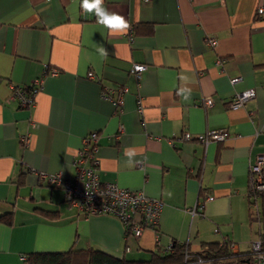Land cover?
Here are the masks:
<instances>
[{"label":"crops","instance_id":"obj_1","mask_svg":"<svg viewBox=\"0 0 264 264\" xmlns=\"http://www.w3.org/2000/svg\"><path fill=\"white\" fill-rule=\"evenodd\" d=\"M103 6L126 19L125 34L98 23L80 0H0V264L71 248L148 259L174 241L190 253L209 241L250 250L264 236V193L253 201L249 191L251 163L264 154V14L257 11L264 0H103ZM207 36L218 44L208 45ZM133 63L146 65L140 78ZM41 76L35 106L10 98L13 85L28 89ZM121 86L128 92L117 114L103 92ZM252 88L253 98L231 107L236 93ZM205 97L213 104L206 106ZM215 129L229 137L207 144L181 138ZM91 131L99 135L103 182L163 200L159 243L151 229L134 237L113 214L86 216L68 205L60 186L40 177L74 178L77 152ZM125 149L137 152L131 163ZM208 193L214 198L193 214Z\"/></svg>","mask_w":264,"mask_h":264},{"label":"built area","instance_id":"obj_2","mask_svg":"<svg viewBox=\"0 0 264 264\" xmlns=\"http://www.w3.org/2000/svg\"><path fill=\"white\" fill-rule=\"evenodd\" d=\"M258 13L264 14V6H259ZM128 40H134V28L131 27L128 33ZM206 43L210 46H216L218 39L213 36H207ZM146 69L143 63H133L131 71L141 77L142 72ZM53 73L56 72L54 69ZM89 77L94 78L92 72ZM239 78L232 79V82L238 81ZM44 84V76L36 78L28 89L12 86L11 99L17 98L23 107H33L36 105V96ZM128 92L127 86L121 87H105L104 96L109 99L116 107V113L120 114L123 111L125 103V95ZM256 95L255 89H248L235 94L231 101V107L238 108L244 105L246 101ZM138 102L140 104V112H143L141 106V97ZM212 97H205L204 104L206 106L213 104ZM32 128L37 127L35 121H31ZM123 125L120 127L122 131ZM196 137L203 143L210 141H224L229 137V131L226 129H215L207 133L192 135L190 132H185L182 139L190 140ZM31 133L26 132L20 136V140L24 146L30 142ZM98 132L91 131L83 139V146L78 150L75 159L77 173L74 178H65L61 172L46 173L40 172L39 175L45 179L50 185L60 186L63 191L67 203L70 207H75L79 212L86 216L93 214H113L117 216L126 226L128 233L134 237H140L145 229L155 231L156 241L159 243L158 225L164 202L158 198L148 196L142 190H132L127 187H121L113 182H103L98 174L97 167L100 159L98 158ZM250 193L251 197L256 200L259 195L264 192V154L258 155L250 166ZM214 198L210 193L206 194L205 199L201 200L191 209L193 214L197 212L203 213L205 203ZM235 244L230 242V249L237 253ZM168 246L165 251L170 250ZM189 253L186 254L184 264L189 262ZM243 260H219L213 261L214 264H264V248L262 240H254L251 243V248L243 254ZM198 260H203L198 258Z\"/></svg>","mask_w":264,"mask_h":264},{"label":"trees","instance_id":"obj_3","mask_svg":"<svg viewBox=\"0 0 264 264\" xmlns=\"http://www.w3.org/2000/svg\"><path fill=\"white\" fill-rule=\"evenodd\" d=\"M7 221L9 222V218ZM261 240L264 248V236H262ZM187 253L191 255L190 260L201 258L206 261L212 259L216 262L219 260H243V254L245 252H232L230 249V241H209L203 243L202 249L199 252L190 253L185 243L174 241L170 250L163 252L159 250L154 251L148 259L120 257L93 248H71L66 251L31 252L25 256L23 264H168L185 261Z\"/></svg>","mask_w":264,"mask_h":264},{"label":"clouds","instance_id":"obj_4","mask_svg":"<svg viewBox=\"0 0 264 264\" xmlns=\"http://www.w3.org/2000/svg\"><path fill=\"white\" fill-rule=\"evenodd\" d=\"M80 7L87 13H93L98 23L109 29L114 34H125L130 27L126 19L115 13L109 12L103 6V0H80ZM102 56L106 55V50L102 45L97 49ZM125 156L128 157L129 162H132L133 157L137 155L135 149H125Z\"/></svg>","mask_w":264,"mask_h":264}]
</instances>
